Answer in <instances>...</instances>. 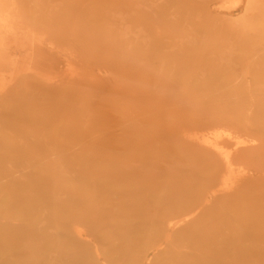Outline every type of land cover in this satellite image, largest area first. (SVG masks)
Here are the masks:
<instances>
[{
    "label": "bare ground",
    "instance_id": "bare-ground-1",
    "mask_svg": "<svg viewBox=\"0 0 264 264\" xmlns=\"http://www.w3.org/2000/svg\"><path fill=\"white\" fill-rule=\"evenodd\" d=\"M8 16L92 79L23 74L33 103L0 110V264H264V0H0V34Z\"/></svg>",
    "mask_w": 264,
    "mask_h": 264
},
{
    "label": "rangeland",
    "instance_id": "rangeland-1",
    "mask_svg": "<svg viewBox=\"0 0 264 264\" xmlns=\"http://www.w3.org/2000/svg\"><path fill=\"white\" fill-rule=\"evenodd\" d=\"M54 4H56V2H54L53 5ZM31 9H32L33 14H34V12L35 13L39 12L37 5L31 6ZM32 16L34 17V15H32ZM9 17H11V16H8V18ZM11 18L12 19L10 20L9 26H11L12 28L7 29L8 34H6V33L0 34V36H1L0 40L3 39L4 41L7 38V35H11V36L14 35V37H8V39H7V42H8L7 46L10 47L7 50L8 54L6 53L5 55H3V57H2V54H0V57L3 60L5 59L6 64L9 65L8 66L9 70L7 71V68H6L7 65L4 64L5 61L3 62V66L0 63V69H1L0 71L4 70L3 72H0V110L7 109L14 102L21 103L25 106H27L29 103L32 102L31 99L29 100V98L26 95H19L20 93H25V92L29 91L30 90L29 88H31L32 84L29 83L28 80H27V82L25 81V79L21 80L22 78L28 77V75H27V77H25L26 74L37 75L39 77L52 78L54 80L55 79H63L64 81H68V83L74 82L73 80H76V81L78 80L80 82L83 81L84 83L86 81L85 85L86 86L88 85L87 82L91 81V79H92V74H90L89 72L87 73V71H86L88 67H92V64H90V62H89L90 57L88 55H80L77 47H74V45H70V44H67V43H64L61 41H52L50 39V36L45 31L40 32L41 30H38V29L32 27L30 24L29 25L25 24V22L22 18H15L13 16ZM63 19L64 18H62V20ZM8 21L9 20H7V23H8ZM218 25L220 28H223L222 30H224V32L227 33L230 29L231 32L233 34H235V33L239 32L240 29H237V26H240L241 24L237 23L235 21H232L231 22L232 27H230L228 30H227L226 25H224V24H218ZM249 25L255 26L256 28H259L260 21L253 19V20H251ZM234 26H236V27H234ZM123 27H125V26H123ZM128 27H129V25H128ZM128 27H125V29L124 28L121 29L120 30L121 32L120 31L119 32L122 34H124L125 32L128 33V31L130 32L131 26L129 27V29H128ZM11 31H12V33L10 34ZM79 33H81V32H79ZM244 33H247V32L244 31ZM15 34L16 35L18 34V35L16 36ZM217 34H219V33H217ZM247 35H245V36H247ZM245 36H240V37L244 38ZM130 37H131V35H130ZM133 37H134L133 40L128 41V45H127V47L124 48V50L129 51L128 53H130V58H132V59L134 58V60H135V59H139L142 56L143 52L140 53L142 50H140L138 52H133V50L135 49L134 45L137 44L139 41H142V43H143V40L140 38V36H133ZM234 38L238 39V37H234ZM17 40H18V42H17ZM94 41H95V38H93V39L88 38L82 42L87 46V48H90L88 46H90L91 43H93ZM41 43H43V44L41 45ZM43 45H45V47ZM61 46H63V48ZM49 47H52L53 51H51ZM37 49H38V51H37ZM41 51H42V53H41ZM44 51H46V52H44ZM60 53H62V54H60ZM77 55H78V57H77ZM100 55L101 56H99V57H106V52H102ZM111 55H113V54L111 53ZM87 57H88V59H87L88 61L85 59ZM12 58H15L14 63L11 62ZM84 60H86L87 63L89 62V65L86 64V62ZM70 63H74V64H70ZM82 64L87 65L86 66L87 68L85 66H83ZM68 65H70V68L72 69V71L67 69ZM22 66H25V67L27 66V67L26 68L24 67L25 68L24 70L19 69ZM10 71H12V72L14 71L16 73H15V75L10 76V78H9L8 73ZM84 71H86L85 74H87V75L84 74ZM94 71H95V75H98L97 73H99L100 70L94 69ZM81 73H83V75H81ZM23 74H24V76L21 78V76ZM74 74H75V76H74ZM88 74H89V76H88ZM19 76H20V80H18V81H19L20 86L17 85V83L16 84L14 83V82H17V81H15V79L16 80L19 79L18 78ZM73 76H74V78H73ZM87 87L89 88V85ZM185 88H186V85L182 86L180 88V91L185 90ZM6 89H8V90H6ZM27 89H29V90H27ZM4 91L6 94L4 93L2 95L1 93H3ZM85 91H86V89H85ZM86 93H83L80 98H82V96L86 95ZM182 95H183V93L179 97H181ZM32 98H36V97L32 96ZM90 99L93 100L94 98H90ZM153 101H155V100H153ZM43 103H44V101L40 100V104H43ZM168 107H171V106H168ZM189 109L191 111H189ZM195 109L196 108H193V107L184 108L183 111H189L187 113V117H189V119H187L188 123H194V121L196 120V115H199V112Z\"/></svg>",
    "mask_w": 264,
    "mask_h": 264
}]
</instances>
